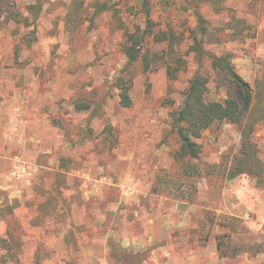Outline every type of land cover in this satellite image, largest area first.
<instances>
[{"label": "rangeland", "instance_id": "374dc122", "mask_svg": "<svg viewBox=\"0 0 264 264\" xmlns=\"http://www.w3.org/2000/svg\"><path fill=\"white\" fill-rule=\"evenodd\" d=\"M105 1L94 15L95 0H0V117L17 127L1 174L16 161L34 193L15 172L0 188V264H264V0ZM146 9L177 43L148 37L144 70L121 42ZM208 53L232 55L253 102L203 130L191 158L173 115L193 75L207 100L240 101ZM79 98L100 107L76 111Z\"/></svg>", "mask_w": 264, "mask_h": 264}, {"label": "trees", "instance_id": "16d2710c", "mask_svg": "<svg viewBox=\"0 0 264 264\" xmlns=\"http://www.w3.org/2000/svg\"><path fill=\"white\" fill-rule=\"evenodd\" d=\"M217 1L218 0H210L214 6ZM33 6L34 5H32V7ZM92 6L94 8V15L108 9L105 0H95ZM145 16V28L143 30L136 29L132 32L124 31L123 40L121 42V49L127 58L126 66L141 60L144 70L148 69L150 66V59L148 58L149 49L145 48L146 39L148 37H151L152 41L155 43H165L167 48H171L177 43L175 41V35L171 30H153V26L156 23L150 18L148 9L145 11ZM200 22L205 23V20L201 16ZM201 29L205 31V26L202 25ZM194 50L201 57L207 54L203 50L201 44H199V41L194 47ZM208 55L211 59V67L220 72L223 79L227 80L228 84L238 87L240 101L233 96H227L222 101L207 100L205 98L208 82L207 77L199 71L193 75L189 81L185 99L180 108L173 115L175 131L180 143V154L190 156L191 158L199 157L200 144L195 139L201 136L203 130L209 128L216 122L226 121L236 124L242 122L246 115V111L251 107L253 102L250 84L235 70L234 64L232 63V55L230 53H225L221 56L210 53H208ZM178 69V67H172L168 64V76L174 78V72ZM119 80L122 81L121 77ZM121 84L122 83L119 85V102L123 107H128L131 104L128 87ZM72 104L76 111H84L89 110L94 103L84 98H79L73 101ZM100 104L101 103L96 102L94 104L95 108H99ZM233 175L234 174H231V176ZM118 252L122 259L128 258L125 255V249L122 247L119 248ZM136 255L138 259L135 260V263H139L143 257H141L139 253ZM34 264H37V262H34Z\"/></svg>", "mask_w": 264, "mask_h": 264}, {"label": "crops", "instance_id": "0c3cea01", "mask_svg": "<svg viewBox=\"0 0 264 264\" xmlns=\"http://www.w3.org/2000/svg\"><path fill=\"white\" fill-rule=\"evenodd\" d=\"M11 120H5L2 121L1 117H0V141H10L12 139V135L14 134V132H17V127L13 126V124H11ZM31 140V139H30ZM21 141V140H20ZM24 141H27V139H24ZM5 154V149L2 147L0 148V160L1 158L7 157L4 155ZM4 155V156H3ZM11 166H13V169H11L10 173L9 172H5L4 174H1V166H0V188L5 189L4 185L7 186V188L10 186L9 185V180L12 178V173L15 172L17 173V177H24L25 178V182H26V187H28L29 191H28V197L27 200H31L32 196H33V190H32V181H31V175L29 174L28 171H26L25 167H23L22 165H19L16 161H12ZM4 171V170H3ZM67 171H69V169H67ZM15 176V175H13ZM8 180V181H7ZM16 195L19 199H21V191L20 189L18 190H14ZM30 192V193H29ZM22 200V199H21ZM28 201H26L27 205ZM29 209V207H28Z\"/></svg>", "mask_w": 264, "mask_h": 264}]
</instances>
